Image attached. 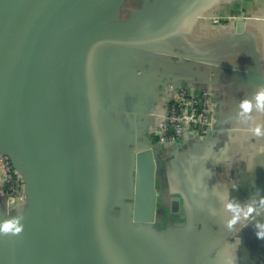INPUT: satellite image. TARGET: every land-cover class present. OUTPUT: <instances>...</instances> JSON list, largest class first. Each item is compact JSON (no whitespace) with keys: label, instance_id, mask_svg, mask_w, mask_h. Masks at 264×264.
<instances>
[{"label":"crops","instance_id":"0c3cea01","mask_svg":"<svg viewBox=\"0 0 264 264\" xmlns=\"http://www.w3.org/2000/svg\"><path fill=\"white\" fill-rule=\"evenodd\" d=\"M29 16L42 34L0 31V141L23 167L66 155L91 263L264 264V0H0ZM179 84L214 89V129L151 148ZM43 245L28 264L61 256Z\"/></svg>","mask_w":264,"mask_h":264},{"label":"water","instance_id":"95a60500","mask_svg":"<svg viewBox=\"0 0 264 264\" xmlns=\"http://www.w3.org/2000/svg\"><path fill=\"white\" fill-rule=\"evenodd\" d=\"M0 31L6 35L19 31L27 35L29 32L38 35L43 33L33 28L31 16L27 21L19 23L13 18L0 22ZM253 79L264 84L262 75L256 74ZM149 145L155 148L153 140H149ZM0 150L5 151L11 157L14 166L22 172L27 194V203L19 206L10 217L7 216L3 220L5 215L0 211L2 239L0 264H28L26 251L29 247L32 249L38 242H43L44 245L36 252L43 256V261H46L47 252L51 250L48 241L51 231L53 232L51 238L57 239L51 253L56 250L54 254L59 252L61 255L55 259L56 261L51 258V264H92L89 243L92 205L84 194L83 182L74 180V175H71L66 155L57 152L54 160H49L47 156L51 151L46 149L41 160L23 167L15 158L13 151L1 141ZM143 157L139 160L141 162L137 168L136 189L142 190L145 194L151 170L147 168V161H144ZM149 157L150 155L147 159ZM55 189L61 191L62 196L57 197ZM66 247L65 255L62 256L61 251L63 249L64 253ZM36 256L38 257L37 254Z\"/></svg>","mask_w":264,"mask_h":264},{"label":"built area","instance_id":"2783aa9c","mask_svg":"<svg viewBox=\"0 0 264 264\" xmlns=\"http://www.w3.org/2000/svg\"><path fill=\"white\" fill-rule=\"evenodd\" d=\"M215 92L204 87L199 92L186 84L172 85L157 127L153 130L154 146L167 147L175 142L202 139L214 129ZM0 197L9 205L27 203L26 182L11 157L0 150Z\"/></svg>","mask_w":264,"mask_h":264},{"label":"rangeland","instance_id":"374dc122","mask_svg":"<svg viewBox=\"0 0 264 264\" xmlns=\"http://www.w3.org/2000/svg\"><path fill=\"white\" fill-rule=\"evenodd\" d=\"M117 199L119 198L117 197ZM0 211L4 213L5 216L3 217V220H5L7 216L10 217L17 211V207L16 205L13 204L9 205L8 202L6 201V197H3L1 198V202H0Z\"/></svg>","mask_w":264,"mask_h":264},{"label":"clouds","instance_id":"9594fccd","mask_svg":"<svg viewBox=\"0 0 264 264\" xmlns=\"http://www.w3.org/2000/svg\"><path fill=\"white\" fill-rule=\"evenodd\" d=\"M259 98H260L261 100H264V93H262V94L260 95ZM257 227H258V228H262V227H264V225H260V224H258ZM257 235H258L259 237H264V232H259V231H258Z\"/></svg>","mask_w":264,"mask_h":264}]
</instances>
